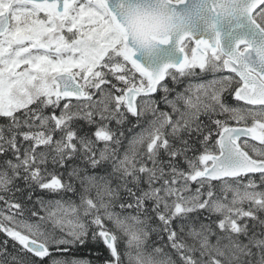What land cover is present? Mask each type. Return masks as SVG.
I'll return each mask as SVG.
<instances>
[{
	"label": "snow or ice",
	"instance_id": "snow-or-ice-1",
	"mask_svg": "<svg viewBox=\"0 0 264 264\" xmlns=\"http://www.w3.org/2000/svg\"><path fill=\"white\" fill-rule=\"evenodd\" d=\"M188 2L0 0V264H264V0Z\"/></svg>",
	"mask_w": 264,
	"mask_h": 264
},
{
	"label": "water",
	"instance_id": "water-1",
	"mask_svg": "<svg viewBox=\"0 0 264 264\" xmlns=\"http://www.w3.org/2000/svg\"><path fill=\"white\" fill-rule=\"evenodd\" d=\"M193 6V0H189L188 4L181 5V11H187ZM196 27L202 28V26L197 25ZM178 53L175 49L174 42L163 45L159 44L151 51L145 50L144 48H138L135 53V58L148 67L150 70L158 69L163 63L175 60Z\"/></svg>",
	"mask_w": 264,
	"mask_h": 264
},
{
	"label": "trees",
	"instance_id": "trees-1",
	"mask_svg": "<svg viewBox=\"0 0 264 264\" xmlns=\"http://www.w3.org/2000/svg\"><path fill=\"white\" fill-rule=\"evenodd\" d=\"M209 77H211V75L208 76H204L203 79L207 80ZM169 86L170 87H175V89L177 91H183V89L186 87L188 81L187 80H183L181 83L179 84H175L173 85L170 78H169ZM174 95V93H173ZM157 100H159V94L156 95L155 97ZM229 100L231 101V97H229ZM159 107L162 109H165V105L163 103L159 104ZM202 119H205V117H202ZM2 122V121H0ZM132 123L134 124L135 121L132 120ZM113 127H115V125H112ZM131 125H126V127H130ZM46 198H52V197H46ZM3 239L2 234H0V240ZM9 248L11 249V243L9 244ZM78 252L81 256H85L87 258H90L94 261V264H102V261L105 259V257L107 256L106 251H104L103 247H94L92 245H89L88 247H82L78 249ZM99 253V257L97 258L96 253Z\"/></svg>",
	"mask_w": 264,
	"mask_h": 264
},
{
	"label": "clouds",
	"instance_id": "clouds-1",
	"mask_svg": "<svg viewBox=\"0 0 264 264\" xmlns=\"http://www.w3.org/2000/svg\"><path fill=\"white\" fill-rule=\"evenodd\" d=\"M193 23H198L197 21H193ZM152 33H149V35H151ZM148 40V44H145L144 41ZM155 44L154 41L149 40L148 36H145L143 39H141L140 37L137 38V45L136 48L138 50V48H144L145 50H148L149 45H153Z\"/></svg>",
	"mask_w": 264,
	"mask_h": 264
},
{
	"label": "rangeland",
	"instance_id": "rangeland-1",
	"mask_svg": "<svg viewBox=\"0 0 264 264\" xmlns=\"http://www.w3.org/2000/svg\"><path fill=\"white\" fill-rule=\"evenodd\" d=\"M208 79H211V77H209ZM187 86V85H186ZM163 109V108H162ZM137 131H139V129H136ZM183 166V165H182Z\"/></svg>",
	"mask_w": 264,
	"mask_h": 264
}]
</instances>
